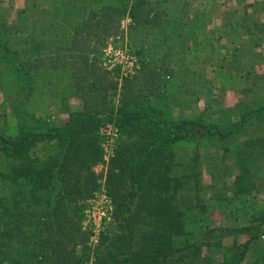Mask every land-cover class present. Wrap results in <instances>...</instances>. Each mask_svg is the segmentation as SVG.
<instances>
[{
    "label": "trees",
    "instance_id": "obj_1",
    "mask_svg": "<svg viewBox=\"0 0 264 264\" xmlns=\"http://www.w3.org/2000/svg\"><path fill=\"white\" fill-rule=\"evenodd\" d=\"M59 5L50 0L44 9L49 22L36 18L21 28L0 21V99L14 120L0 125V156L6 162L1 175L11 191L9 197L0 196V264H242L251 247L263 243L264 210L255 208V185L264 189V124L253 126L259 131H247L260 121L264 103L246 109L242 100L231 109L212 93L202 111L186 114L183 104L172 105L171 78L179 71L161 57L143 55L147 61L141 64V77H125L117 68H102L98 54L90 58L93 52H85L94 37L103 42L116 35L125 16H147L151 8L146 0H112L79 22L55 21ZM142 23L160 27L165 36L173 29L181 35V25ZM182 25L190 34V23ZM238 28L233 29L237 37L243 33L238 35ZM230 74L236 69L227 79ZM203 81L202 91H213L215 86ZM159 88L154 104L150 94ZM71 97L78 98L81 109H69ZM41 103L67 113V120H51V110H43ZM111 121L121 135L101 182L102 174L94 170L103 162L99 129ZM186 139L210 140L219 161L229 158L236 168L240 212L226 217L229 225L208 228L199 238L185 228L180 198L190 178L193 190L201 188V172L195 158L189 159L190 173L174 158L178 143ZM44 146L47 154L33 152ZM103 186L112 200L115 225L101 234L90 255L82 201ZM243 193L251 200L241 199ZM238 234L248 238L222 245L223 237Z\"/></svg>",
    "mask_w": 264,
    "mask_h": 264
},
{
    "label": "rangeland",
    "instance_id": "obj_2",
    "mask_svg": "<svg viewBox=\"0 0 264 264\" xmlns=\"http://www.w3.org/2000/svg\"><path fill=\"white\" fill-rule=\"evenodd\" d=\"M1 1L0 21L19 25L21 28L26 22H33L36 18L40 22H49L51 17V15L46 16V12H43L48 6L50 0ZM56 1L60 4L59 7H63L62 9L58 7L56 10V13H58L59 16L56 17V19L54 18L55 21L76 22L77 19V22H79V17L86 18L88 14L91 15L92 10H95V12L102 10L101 7L105 4H109L112 0ZM146 1L151 8L147 16H143L140 12L139 14L137 13L134 18L125 16L121 20L117 33L112 30L116 35L103 38V34H101L100 37L104 39L103 42L98 37H94L92 40L87 41L88 46L85 47V52H93L90 54V58H94L98 54L99 64L102 68L107 70L117 68L120 71V74L125 77H141V64L147 61V58L143 55L148 54V58L155 59L157 57L162 58L165 53H168V55H166V64L172 65L179 71V74H176L171 78V82H173L171 93H174L175 96L172 105L174 103H179L182 106L183 104V111L186 114H190L192 111L199 113L203 110L206 99L211 100V94L215 93L220 98L222 97L223 105L227 106L224 101V88H217L218 90L216 89L212 91V89L206 87L202 91V87L200 86L201 84L207 83V81H203L204 78H207L208 81H210L211 84L209 86L211 87L216 86L215 84H222L218 79H210L209 74L205 71V66H207L205 59H210V61L213 60L212 47L208 45V42L198 44L197 46L191 42V46H189L191 36L195 34L196 29H199L196 27V22H200L199 20H201H194L196 17H193V19H190L189 17L192 16L193 13L194 15L196 13L199 17L202 15L204 18L203 21L207 22L212 11L217 7H221L223 14L221 12L220 17L224 18V22H246V24H248L249 27L251 25V28L253 29L255 25L258 27V31H255L254 35L251 37L252 41L250 46L241 45L236 52L235 50L233 51L236 53V57L234 56L235 59L232 58V60L234 59L232 65L236 71L241 70V75L238 73L230 74V79L226 81L229 85L242 84L244 89L239 92L241 94H238L239 100H236L233 105H230V108L234 109L242 100V105L246 109L262 106L264 103V0H254L253 2L252 0H249L248 5H245V7H248L247 10L249 13L246 11V8L245 11H243L241 3H243L244 0H241L239 5L234 9L224 7L223 4H225V2H221V0H218L219 6L209 0H199L197 3H194V6L191 0ZM194 2H196V0H194ZM35 3L37 4L36 7ZM65 4L70 6L69 11L67 10L68 6ZM195 8L196 12H192ZM22 9H28V11L21 13ZM63 10L68 11V13L70 12V15H68L67 12H63ZM199 11H201V14ZM25 14L27 19L24 17ZM155 16L156 20L154 18ZM147 19L150 22H171V26L175 24L179 26L181 25V35H174L176 30L173 29L172 33L170 32L165 36L163 34L166 33L159 31L160 27H155L153 25L144 26L142 22H147ZM15 22H19V24H16ZM184 22L190 23L189 28L191 29V32L188 35H185V31L182 30V28H186L185 25H182ZM243 26L239 27L238 30L243 31V29H245ZM168 31H170L169 28ZM170 38L174 40L172 41ZM96 42L98 43L96 44ZM83 44H85V42L81 43V45ZM257 46L260 47V52L256 51ZM219 47L225 49L226 44L224 42L219 43ZM202 61H204V63H202ZM240 63H242L241 68L239 66ZM255 63H259L258 72L252 70ZM179 64L183 65V67L179 68ZM246 64L248 67H246V70L248 71L244 74L243 65ZM203 69L204 71L201 72ZM160 92L161 89L159 88L154 89L153 94H150L151 99L155 100L153 102L154 104H157V95ZM186 100H192L190 106L185 105ZM72 101V98H69L68 103ZM41 106H43V110L48 111V113L51 110V115L57 113L52 111L53 109H56L55 106H53L52 109H48L46 105L42 103ZM173 111L177 112V109L174 108ZM8 116L9 113L5 105L1 103L0 99L1 126H5L9 122ZM261 121H264V112L260 121H256V124H252L247 132L259 131V128L256 129L253 126H261L259 125L261 123L264 124V122ZM237 139L238 141H242L243 136L238 135ZM117 141L112 145L114 146V149ZM177 146L178 147L174 151V158L181 163L180 167L183 171L188 173L191 172L189 168V159L195 158L197 161L196 164L201 172V188L193 190L192 178H190V180L185 181V188L182 190L180 198L184 212L185 228L190 234H192L190 236L199 238L208 228L217 226L225 227L229 225V220L226 217H228L231 212H240L238 200L235 199L236 194L234 184H236V168L232 165V160L229 158L226 160V163H221L219 161L221 156L218 153V149L214 150L212 148L213 146L210 140H203L194 143L189 139H186L178 143ZM102 148L103 162L94 167L95 172L102 174V178H100L101 182L104 181L103 176L107 170V163L110 157L114 155V151L110 153L109 147H107V150H105L104 147ZM48 151V148L45 146L40 150H33V152L40 156L47 154ZM230 166L233 170L229 169ZM2 172H6V162L5 159L0 156V196L9 197L11 192L9 183L8 180L4 179L3 175H1ZM255 187L257 188V192H255V208L264 210L263 185L256 183ZM239 196L241 199L248 198V201L252 198L251 195L246 198V193L240 194ZM82 205V229L86 230L90 235L88 251H90L91 255L94 247H96L99 242L101 234L105 233L115 225L113 218V204L111 197L107 194L103 186L100 190L93 192L91 196L84 199ZM247 238V234H238L236 236L229 235L223 237L221 241L223 246L228 247L235 242H244ZM260 240L263 243L260 246L257 245L256 247H251L250 254L242 264H252L255 260L257 261V264H264V235L261 236ZM89 264H93L92 260H90Z\"/></svg>",
    "mask_w": 264,
    "mask_h": 264
},
{
    "label": "crops",
    "instance_id": "obj_3",
    "mask_svg": "<svg viewBox=\"0 0 264 264\" xmlns=\"http://www.w3.org/2000/svg\"><path fill=\"white\" fill-rule=\"evenodd\" d=\"M1 1V0H0ZM14 1V0H13ZM199 0H196V2H194V0H191V2L193 3H197ZM214 4L218 5V0H209ZM241 0H221V2H225V4H223L224 7H228L230 9H234L235 7H237L239 5ZM248 1L249 0H244L242 4V8L243 11H246L249 13V11L247 10V6L245 7V5H248ZM254 0H252L253 2ZM10 2H12V0H10ZM2 3V1H1ZM0 3V4H1ZM246 3V4H244ZM10 5V4H9ZM13 5V3H12ZM219 6V5H218ZM213 10V9H212ZM196 12V8L192 10V12ZM201 14V11H199ZM222 12L223 14V10L221 9V7H217L215 10L212 11L211 16L209 17V20H207V22L203 21V16L201 15L200 17L195 13H193L192 16H190V19H193V17L195 18L194 20H199L200 22H196V27L199 29H196V32L193 36H191L190 38V43L189 46H191V42L194 43V45H198V44H203L204 42H209L212 44V58L213 60L205 67V71L207 72V74H209L210 79L215 80L218 79L220 80V83L222 84H215V88H213V90H216L217 88H224V101L225 104L230 107V105H233V103L236 102V100H239L238 98V94L240 91H242L244 89V86H242V84L239 85H229V83H227L226 77L228 76V73L232 72V58H233V51L235 48L240 47L241 45H246V46H250L251 44V37L252 35H254V29L248 26V24H246V22H224V18L220 17V13ZM199 14V15H200ZM16 24H19V22H15ZM245 23V24H244ZM240 24L245 25V29H243V33L240 31L238 32L237 30L235 31L238 35L240 34L238 37L236 34H234V28H238L240 26ZM246 30V31H245ZM228 32V33H227ZM225 43L226 44V48L225 49H221L219 47V43ZM197 48V47H195ZM256 51L260 52V47L257 46L256 47ZM166 55H168L167 53H165ZM164 54V57H162L163 61L166 63V56ZM264 55V54H263ZM241 59V58H240ZM231 62V63H229ZM239 64V63H238ZM242 63H240V68ZM259 63H255L254 64V68L252 69L255 72H258L257 70L259 69ZM247 64L243 65V72L244 74L248 71L246 70ZM248 68V67H247ZM255 69V70H254ZM241 70H237L236 73L241 75ZM220 86V87H219ZM217 89V90H218ZM72 98V102L69 103L70 106V110L74 111V110H79L82 108V104L78 101V98L76 97H71ZM9 113L8 116V124L7 125H11L13 123V117L10 113L9 110H7ZM55 115H51V120H54L56 122H58L59 124L64 123L67 118H68V114L65 112H58Z\"/></svg>",
    "mask_w": 264,
    "mask_h": 264
},
{
    "label": "built area",
    "instance_id": "obj_4",
    "mask_svg": "<svg viewBox=\"0 0 264 264\" xmlns=\"http://www.w3.org/2000/svg\"><path fill=\"white\" fill-rule=\"evenodd\" d=\"M123 57V56H122ZM99 134L102 137V147L107 150V147L110 148V153L114 151V146H112L115 141L120 136L119 127L114 122H107L101 126L99 129Z\"/></svg>",
    "mask_w": 264,
    "mask_h": 264
}]
</instances>
